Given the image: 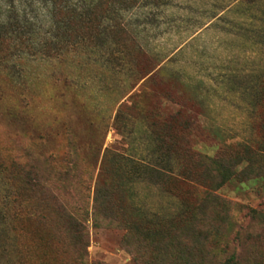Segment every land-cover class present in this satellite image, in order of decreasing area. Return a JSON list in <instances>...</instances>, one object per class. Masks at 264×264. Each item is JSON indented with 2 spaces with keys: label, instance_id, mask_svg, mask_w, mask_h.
<instances>
[{
  "label": "rangeland",
  "instance_id": "1",
  "mask_svg": "<svg viewBox=\"0 0 264 264\" xmlns=\"http://www.w3.org/2000/svg\"><path fill=\"white\" fill-rule=\"evenodd\" d=\"M16 8L0 264H264V0Z\"/></svg>",
  "mask_w": 264,
  "mask_h": 264
},
{
  "label": "trees",
  "instance_id": "2",
  "mask_svg": "<svg viewBox=\"0 0 264 264\" xmlns=\"http://www.w3.org/2000/svg\"><path fill=\"white\" fill-rule=\"evenodd\" d=\"M5 5L8 7L11 16L7 18L5 23L0 22V73L7 71L8 69L12 70L9 65L11 60L23 53L19 50L20 46L24 40L23 32L25 29L26 22L20 20L18 11L16 6L22 8L34 7L39 5L40 3H44L47 5H51L52 7L55 5V0H2ZM35 47V46H32ZM0 169L3 171L10 172L14 175L15 182L18 184L19 188L17 192L29 191L34 189L35 186L33 184L34 174L27 173L23 166L18 163H10L8 165H4L3 162H0ZM16 198H13V205H16L13 208L15 219L21 220L22 214L20 212L21 205Z\"/></svg>",
  "mask_w": 264,
  "mask_h": 264
}]
</instances>
